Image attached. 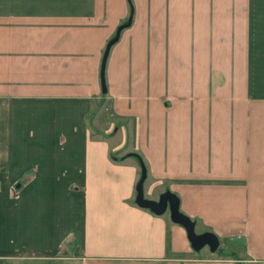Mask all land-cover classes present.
<instances>
[{
    "label": "crops",
    "instance_id": "0c3cea01",
    "mask_svg": "<svg viewBox=\"0 0 264 264\" xmlns=\"http://www.w3.org/2000/svg\"><path fill=\"white\" fill-rule=\"evenodd\" d=\"M133 3L0 0V264H264V0Z\"/></svg>",
    "mask_w": 264,
    "mask_h": 264
},
{
    "label": "water",
    "instance_id": "95a60500",
    "mask_svg": "<svg viewBox=\"0 0 264 264\" xmlns=\"http://www.w3.org/2000/svg\"><path fill=\"white\" fill-rule=\"evenodd\" d=\"M133 17H130L127 22L119 25L116 29L115 35L107 42L101 62L100 68V79H101V89L103 93H106V84L104 78V68L106 58L108 56V52L110 47L118 40L119 35L124 28L129 27L132 23ZM142 166V175L137 184V198L136 202L139 206L144 208H149L156 214H163L167 210L170 212L171 220L174 223L180 224L185 227L188 235V239L191 243L192 248L195 251H200L204 247L208 246L211 252H216L221 245L220 239L212 231H205L202 233H198L196 231V222L187 214L183 213L180 210V199L179 197L172 191L167 190L161 194L158 200L149 199L145 196L144 192V182L147 178V168L145 165Z\"/></svg>",
    "mask_w": 264,
    "mask_h": 264
},
{
    "label": "rangeland",
    "instance_id": "374dc122",
    "mask_svg": "<svg viewBox=\"0 0 264 264\" xmlns=\"http://www.w3.org/2000/svg\"><path fill=\"white\" fill-rule=\"evenodd\" d=\"M128 2H129V0H128ZM132 2H133V0H132ZM129 5H130V4H129ZM133 5H134V3H133ZM102 95H103V94H102ZM102 108H103V106H102ZM108 116H109L108 111H107V110H103V113H102V115H101V122H104V121L107 122V120L111 118L110 116H109V117H108ZM116 131H117V130H116ZM116 131H115V132H116ZM112 132H113V130L111 131V133H112ZM115 132H114V133H115ZM196 231H197V232H200V231H201V229H200L199 226H196ZM223 243H224V244H226V243L229 244V242H228L227 240L222 241V244H223ZM231 248H233V247H231ZM231 248H229V249H231ZM205 250H208V248H205Z\"/></svg>",
    "mask_w": 264,
    "mask_h": 264
},
{
    "label": "trees",
    "instance_id": "16d2710c",
    "mask_svg": "<svg viewBox=\"0 0 264 264\" xmlns=\"http://www.w3.org/2000/svg\"><path fill=\"white\" fill-rule=\"evenodd\" d=\"M129 4H130V9H131L130 17H133L134 11H135V7L133 5L132 0H129ZM138 157H139L140 163L143 164V165H145V163L143 161V158L141 156H139V155H138Z\"/></svg>",
    "mask_w": 264,
    "mask_h": 264
}]
</instances>
